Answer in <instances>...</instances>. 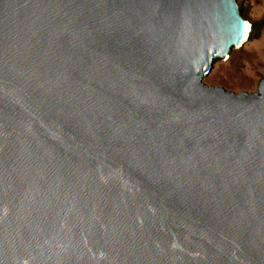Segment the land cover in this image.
Segmentation results:
<instances>
[{
    "label": "water",
    "instance_id": "95a60500",
    "mask_svg": "<svg viewBox=\"0 0 264 264\" xmlns=\"http://www.w3.org/2000/svg\"><path fill=\"white\" fill-rule=\"evenodd\" d=\"M237 0H0V264H264V73Z\"/></svg>",
    "mask_w": 264,
    "mask_h": 264
},
{
    "label": "rangeland",
    "instance_id": "374dc122",
    "mask_svg": "<svg viewBox=\"0 0 264 264\" xmlns=\"http://www.w3.org/2000/svg\"><path fill=\"white\" fill-rule=\"evenodd\" d=\"M237 1L245 18L255 24L253 35L227 59L215 60L203 81L234 92H253L264 73V0Z\"/></svg>",
    "mask_w": 264,
    "mask_h": 264
},
{
    "label": "trees",
    "instance_id": "16d2710c",
    "mask_svg": "<svg viewBox=\"0 0 264 264\" xmlns=\"http://www.w3.org/2000/svg\"><path fill=\"white\" fill-rule=\"evenodd\" d=\"M255 30V24H252V28L250 30V34H249V39L251 38V36L253 35V32Z\"/></svg>",
    "mask_w": 264,
    "mask_h": 264
},
{
    "label": "bare ground",
    "instance_id": "6f19581e",
    "mask_svg": "<svg viewBox=\"0 0 264 264\" xmlns=\"http://www.w3.org/2000/svg\"><path fill=\"white\" fill-rule=\"evenodd\" d=\"M247 21H248V23H249V28H248V35H247L246 40L248 39V37H249V33H250V30H251V28H252L251 22H250L249 20H247ZM246 40H245V41H246Z\"/></svg>",
    "mask_w": 264,
    "mask_h": 264
}]
</instances>
